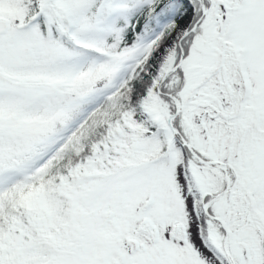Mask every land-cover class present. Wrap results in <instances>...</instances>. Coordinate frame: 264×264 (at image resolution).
Instances as JSON below:
<instances>
[{"label": "snow or ice", "instance_id": "obj_1", "mask_svg": "<svg viewBox=\"0 0 264 264\" xmlns=\"http://www.w3.org/2000/svg\"><path fill=\"white\" fill-rule=\"evenodd\" d=\"M0 264H264V0H0Z\"/></svg>", "mask_w": 264, "mask_h": 264}]
</instances>
